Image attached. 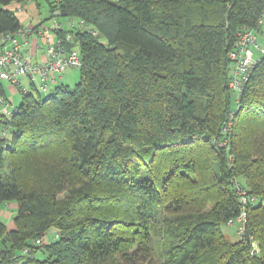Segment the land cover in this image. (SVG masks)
<instances>
[{"label": "trees", "instance_id": "trees-1", "mask_svg": "<svg viewBox=\"0 0 264 264\" xmlns=\"http://www.w3.org/2000/svg\"><path fill=\"white\" fill-rule=\"evenodd\" d=\"M31 1L0 0V34L22 27L9 6ZM46 2L48 19L84 21L59 33L82 66L72 90L17 88L0 137V206L16 205L0 264H264V55L229 88L264 0Z\"/></svg>", "mask_w": 264, "mask_h": 264}, {"label": "built area", "instance_id": "built-area-1", "mask_svg": "<svg viewBox=\"0 0 264 264\" xmlns=\"http://www.w3.org/2000/svg\"><path fill=\"white\" fill-rule=\"evenodd\" d=\"M60 1V0H56ZM35 5V1L26 4ZM15 6L13 11L20 13L23 10V5L12 3ZM25 4V5H26ZM264 16V14H263ZM258 24H264V17L260 18ZM67 29L85 27L83 20L73 22L69 20L66 25ZM64 30L60 24L55 25L53 30H44L42 34L45 45V52L41 62H32L31 54L26 51L29 42L25 36L30 33V29H20L14 34H0V137H5L7 129L6 124L12 118L16 108L12 107V99L8 98L3 88V83L10 86L13 93H17V88L21 83L19 77H27L30 83H33L39 90L46 92L55 88L59 83V79L71 69H80L82 60L78 52V48L67 34L63 38L59 33ZM92 31V35H95ZM257 33L252 31L243 32L237 44V48L230 54L232 63V77L229 82V88L234 92H239L243 83L247 80L252 67L257 62L255 51L258 49ZM20 37H23L22 41ZM72 45V46H71ZM241 196L243 192H239ZM28 251L24 249L20 255H26ZM21 259H15L11 264H22Z\"/></svg>", "mask_w": 264, "mask_h": 264}, {"label": "rangeland", "instance_id": "rangeland-1", "mask_svg": "<svg viewBox=\"0 0 264 264\" xmlns=\"http://www.w3.org/2000/svg\"><path fill=\"white\" fill-rule=\"evenodd\" d=\"M38 3H39L38 12L40 14L39 17L42 19H46L43 22L46 27H51L53 25L55 19H53V18L48 19L49 14H48V5H47L46 0H39ZM14 6H15L14 4H11L9 7L11 10H14V9H12V7H14ZM15 13L17 14L16 11H15ZM58 20L64 25L63 27H66L67 21H69L66 17L60 18ZM72 21L76 22L77 20L73 19ZM256 35H257L258 49L256 50V48H253V50L255 51V57L259 58L262 55H264V24L261 27V32H257ZM230 74L232 76V73H230ZM62 79H63L62 82L65 85H67L70 90H72L74 88L75 84L78 83V81H79V70L78 69L68 70L66 73H64ZM19 81L21 83V85H20L21 87H25V89L29 88V85H30L29 78L20 76ZM3 88L5 90L6 96L8 98L12 99V107L17 106L20 103V98H21L20 94L13 93L12 91L8 90L6 83H3ZM232 94H233L234 98L237 96V94H235V93H232ZM0 133H1V127H0ZM8 137H9V135H8ZM220 145L222 146V145H224V143L220 142ZM11 204H13V203H11ZM10 214H11V216H9ZM15 214H16V209H14L12 206L10 207V204H8V205L3 204L0 206V220L3 221L6 224V226L12 227L13 218H14ZM237 228H238L237 224H234L233 226H223L222 231L231 241H236L239 237L237 235ZM54 234H55V232L53 230H50L47 233L45 240L47 242H50L54 238ZM37 258L42 259L43 256L40 253H38Z\"/></svg>", "mask_w": 264, "mask_h": 264}, {"label": "crops", "instance_id": "crops-1", "mask_svg": "<svg viewBox=\"0 0 264 264\" xmlns=\"http://www.w3.org/2000/svg\"><path fill=\"white\" fill-rule=\"evenodd\" d=\"M39 1V0H37ZM36 3V2H35ZM10 8V7H9ZM13 9V7H12ZM38 7L37 4L33 5L31 4H24L23 5V10L20 13H17L16 16L19 19L20 23H21V29H25L28 28L30 29V33L25 36V39L27 42H29L28 46L26 47V51H29V53L31 54L32 58V62H41L44 56V52H45V45L43 42V38H42V34L44 30H53V28L55 27V25L60 24L62 26H64L58 19L54 20V23L51 27H46L44 25V23L42 22V18H40V14L38 12ZM65 31H67V27H65L64 29ZM67 34H65L66 36ZM20 39L23 41L24 38L20 37ZM258 58V57H257ZM63 77V76H62ZM62 77L58 80L59 83H63V79ZM64 84V83H63ZM8 90L11 91L10 86H8ZM13 207L14 209H16V205L13 203H10V207ZM4 216V215H3ZM11 216V214L9 215ZM8 216V217H9ZM7 227V230H13L14 229V223L12 225V227Z\"/></svg>", "mask_w": 264, "mask_h": 264}, {"label": "water", "instance_id": "water-1", "mask_svg": "<svg viewBox=\"0 0 264 264\" xmlns=\"http://www.w3.org/2000/svg\"><path fill=\"white\" fill-rule=\"evenodd\" d=\"M54 17H56V18H58V17L64 18V17H67V13L61 12V11H56L54 13Z\"/></svg>", "mask_w": 264, "mask_h": 264}]
</instances>
